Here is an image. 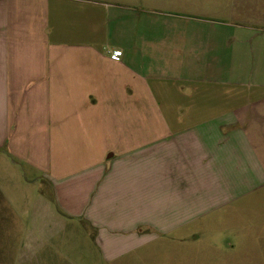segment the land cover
<instances>
[{"label":"crops","instance_id":"crops-1","mask_svg":"<svg viewBox=\"0 0 264 264\" xmlns=\"http://www.w3.org/2000/svg\"><path fill=\"white\" fill-rule=\"evenodd\" d=\"M252 37L264 0H0V151L105 264H264Z\"/></svg>","mask_w":264,"mask_h":264},{"label":"rangeland","instance_id":"rangeland-1","mask_svg":"<svg viewBox=\"0 0 264 264\" xmlns=\"http://www.w3.org/2000/svg\"><path fill=\"white\" fill-rule=\"evenodd\" d=\"M246 43L245 49L250 53H261L259 62L251 57V70L264 67V38L252 37ZM116 53L118 58L110 53L114 61L121 56ZM248 74V80L257 76L258 80H264V71ZM55 203L52 191L38 181L33 170L12 164L6 149L0 151V264H105L94 231L82 218L71 220L62 210L57 215ZM250 208L262 210L260 222L264 225V199L255 203L252 200ZM247 221L248 217L240 212L223 224L234 230L241 226L239 230Z\"/></svg>","mask_w":264,"mask_h":264},{"label":"built area","instance_id":"built-area-1","mask_svg":"<svg viewBox=\"0 0 264 264\" xmlns=\"http://www.w3.org/2000/svg\"><path fill=\"white\" fill-rule=\"evenodd\" d=\"M114 56H115L116 58H118L119 54H118V53H115Z\"/></svg>","mask_w":264,"mask_h":264}]
</instances>
